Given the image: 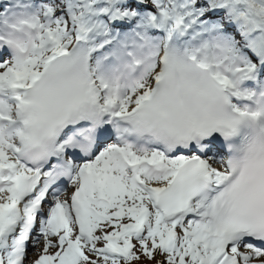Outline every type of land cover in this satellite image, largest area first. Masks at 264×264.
<instances>
[{"label": "snow or ice", "instance_id": "obj_1", "mask_svg": "<svg viewBox=\"0 0 264 264\" xmlns=\"http://www.w3.org/2000/svg\"><path fill=\"white\" fill-rule=\"evenodd\" d=\"M0 264H264V0H0Z\"/></svg>", "mask_w": 264, "mask_h": 264}]
</instances>
